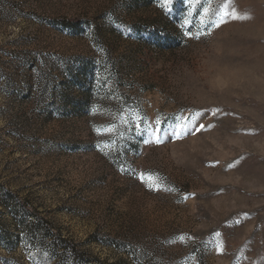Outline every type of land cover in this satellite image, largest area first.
<instances>
[{
    "label": "rangeland",
    "instance_id": "1",
    "mask_svg": "<svg viewBox=\"0 0 264 264\" xmlns=\"http://www.w3.org/2000/svg\"><path fill=\"white\" fill-rule=\"evenodd\" d=\"M0 264H264V0H0Z\"/></svg>",
    "mask_w": 264,
    "mask_h": 264
},
{
    "label": "snow or ice",
    "instance_id": "2",
    "mask_svg": "<svg viewBox=\"0 0 264 264\" xmlns=\"http://www.w3.org/2000/svg\"><path fill=\"white\" fill-rule=\"evenodd\" d=\"M225 2H230V0H225ZM173 3V0H164V5L168 6L171 5ZM187 3L189 5V7H191L193 5V0H187ZM224 7V4H221V9ZM210 11V7H205L204 8V13L207 15L208 12ZM216 12V16L217 19L212 20L211 21V26L212 28H220V26L222 24L226 23L225 17L232 15V13L228 12V11H218V10H213ZM234 18H239V17H234ZM187 23V21H186ZM189 36H192V32L191 30H189L188 33H186ZM211 34V29H209V31H198L197 35H196V39H200L203 36H207ZM220 109H216V113L220 112ZM216 113H213V115H215ZM202 115L200 112H196L194 113L191 118L189 116H183L182 120L180 123H178L177 125L174 126V130L171 132V136L169 137L170 139H176V140H181L184 138L185 135L189 134L188 129L190 127L191 124H195L199 119H202ZM121 123H128L127 120H125L123 117H121L120 120ZM141 123H142V118L140 117H136L135 120L133 121V127H135L137 129V131L144 133V132H148L151 136L152 139L150 140H145V143H152L155 142L156 144H163L165 143V137L163 135H161V124L162 121L157 118L155 120V126L152 125H146L144 127H141ZM207 127H212V125H208ZM206 128V125L203 123H199L198 127H196L194 129V131L196 132H200L202 130H204ZM99 131V129L97 130ZM105 131H109V132H119V128L117 125L112 124L109 125ZM121 136H123V133H120ZM232 165H229V167H231ZM139 179L141 181L147 180L148 184L147 187L150 190H156L159 191L160 190V185L156 184L154 182H152V177L151 176H145V174L141 173L139 175Z\"/></svg>",
    "mask_w": 264,
    "mask_h": 264
}]
</instances>
